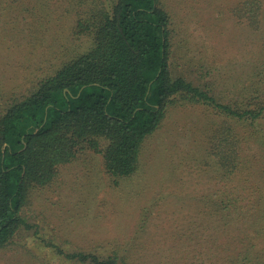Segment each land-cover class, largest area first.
Listing matches in <instances>:
<instances>
[{
  "label": "rangeland",
  "instance_id": "rangeland-1",
  "mask_svg": "<svg viewBox=\"0 0 264 264\" xmlns=\"http://www.w3.org/2000/svg\"><path fill=\"white\" fill-rule=\"evenodd\" d=\"M98 2L0 0V117L89 51L76 19ZM241 3L161 0L172 76L243 111L264 98V5L248 26ZM180 98L144 139L131 175L107 173L108 141L98 137L99 151L85 147L49 184L31 187L21 212L27 225L0 249V264H76L65 255L78 252L128 264H234L228 248L239 230L263 255L261 221L245 228L264 203V116L244 123Z\"/></svg>",
  "mask_w": 264,
  "mask_h": 264
},
{
  "label": "trees",
  "instance_id": "trees-1",
  "mask_svg": "<svg viewBox=\"0 0 264 264\" xmlns=\"http://www.w3.org/2000/svg\"><path fill=\"white\" fill-rule=\"evenodd\" d=\"M263 5L264 0H242L237 12L250 26ZM76 21L75 29L91 37L89 51L41 80L0 117V249L27 225L21 212L30 188L49 184L58 166L85 147L99 151L96 138L108 141L103 152L108 174L134 173L141 144L159 127L173 97L207 103L244 123L264 116V98L257 109L242 111L172 76L170 20L161 0H99ZM227 207L240 209L232 202ZM250 218L245 230L261 221L255 232L264 238V203ZM242 232L230 242L231 262L264 264V249L263 255L255 252ZM65 258L76 264H128L118 255L78 252Z\"/></svg>",
  "mask_w": 264,
  "mask_h": 264
}]
</instances>
